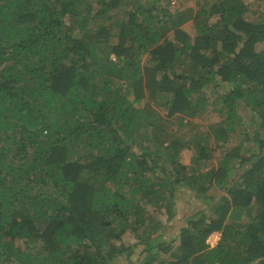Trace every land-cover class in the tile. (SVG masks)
I'll list each match as a JSON object with an SVG mask.
<instances>
[{"label": "trees", "instance_id": "trees-1", "mask_svg": "<svg viewBox=\"0 0 264 264\" xmlns=\"http://www.w3.org/2000/svg\"><path fill=\"white\" fill-rule=\"evenodd\" d=\"M185 1L0 0V264H130L137 247L138 264H264V10ZM214 89L224 119L170 138ZM235 122L253 132L227 145Z\"/></svg>", "mask_w": 264, "mask_h": 264}, {"label": "rangeland", "instance_id": "rangeland-1", "mask_svg": "<svg viewBox=\"0 0 264 264\" xmlns=\"http://www.w3.org/2000/svg\"><path fill=\"white\" fill-rule=\"evenodd\" d=\"M148 1V0H146ZM246 2H256L258 3V7H260L262 10H264V0H245ZM194 0H186L183 6H189L194 5ZM178 5V4H177ZM169 7L172 10H175L177 7L176 5H170ZM122 14V11H119V15ZM183 28H185L188 32L194 33V27L192 25L191 20H187L182 23ZM161 97L157 96V100H150L149 103L151 104V107L156 109L161 115L166 114V106L162 104V101L164 98H162V94H160ZM221 92L219 89L209 90L206 91V99L205 103H203L201 111L195 116V117H187L185 119L180 120L175 115L169 117L167 119V127L168 132L171 137H182L184 140L192 136L196 131H203L207 130L209 128L210 124L213 123H219L221 120L224 119L226 116V110L219 111L217 108L221 107L222 101H221ZM145 98H148V96H145ZM168 98V97H167ZM181 121V123H180ZM254 125L252 127H249L248 125H245L243 123H237L233 125V128L230 130V138L226 141L227 145H232L239 140L242 139L243 136H245L247 133L253 132ZM183 142V141H182ZM184 143V142H183ZM212 146H214L212 144ZM223 146V145H220ZM214 148V147H213ZM219 146L217 148H214L211 150L212 156L209 159H206V161L201 162V168H210V167H216L219 160L222 157V154L220 152ZM194 149L192 148V145L185 144L180 151L179 160L186 164H191V158L194 154ZM235 171V170H234ZM199 202V200L196 198H191L190 201H188V204H184V208H189L191 205ZM180 205V199H174L173 207L178 210L177 216L181 213V206ZM160 216H163L160 215ZM171 222V221H170ZM181 221H175V226L177 227L180 225ZM174 226V227H175ZM172 232H175V228L172 229ZM219 238V232L214 231L209 236L208 239L210 240L209 244H215L216 241ZM136 240V237L133 235V233H126L123 234L121 237V241L127 242V243H133ZM139 255V247L135 248V251L132 253L131 257L133 259V262L130 264H138L137 256ZM109 264H128L126 259H123L122 257H116L111 260Z\"/></svg>", "mask_w": 264, "mask_h": 264}, {"label": "built area", "instance_id": "built-area-1", "mask_svg": "<svg viewBox=\"0 0 264 264\" xmlns=\"http://www.w3.org/2000/svg\"><path fill=\"white\" fill-rule=\"evenodd\" d=\"M179 2H180V0H169V4L170 5H176V6H178L177 4H179ZM207 241L210 242L209 239H207Z\"/></svg>", "mask_w": 264, "mask_h": 264}]
</instances>
